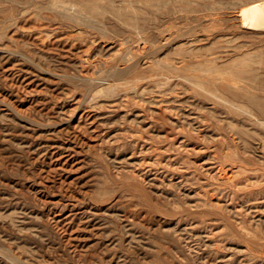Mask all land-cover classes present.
Segmentation results:
<instances>
[{"label": "rangeland", "instance_id": "obj_1", "mask_svg": "<svg viewBox=\"0 0 264 264\" xmlns=\"http://www.w3.org/2000/svg\"><path fill=\"white\" fill-rule=\"evenodd\" d=\"M259 13L0 0V264H264Z\"/></svg>", "mask_w": 264, "mask_h": 264}, {"label": "bare ground", "instance_id": "obj_2", "mask_svg": "<svg viewBox=\"0 0 264 264\" xmlns=\"http://www.w3.org/2000/svg\"><path fill=\"white\" fill-rule=\"evenodd\" d=\"M260 8H261V7H260ZM260 8H259V9H260ZM261 9H262V8H261ZM261 9H260V11H261ZM259 15H260V16H259ZM258 16L261 17V18L264 20V13H262V14L259 13V14H257L256 17H258ZM262 22H263V21H262Z\"/></svg>", "mask_w": 264, "mask_h": 264}]
</instances>
